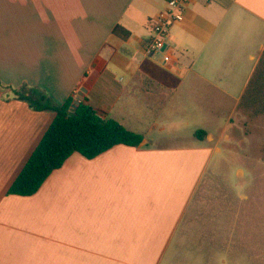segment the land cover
Listing matches in <instances>:
<instances>
[{
  "label": "crops",
  "instance_id": "0c3cea01",
  "mask_svg": "<svg viewBox=\"0 0 264 264\" xmlns=\"http://www.w3.org/2000/svg\"><path fill=\"white\" fill-rule=\"evenodd\" d=\"M168 1L0 0V264L163 263L219 152L211 123L250 98L264 57V0H193L169 28L170 62L146 54ZM21 84L55 104L82 88L80 102L142 142L74 153L33 195H8L55 116L13 99ZM200 247L164 264H219Z\"/></svg>",
  "mask_w": 264,
  "mask_h": 264
},
{
  "label": "rangeland",
  "instance_id": "374dc122",
  "mask_svg": "<svg viewBox=\"0 0 264 264\" xmlns=\"http://www.w3.org/2000/svg\"><path fill=\"white\" fill-rule=\"evenodd\" d=\"M247 92L250 98L222 107L227 115L211 123V131L223 130L219 152L211 155L162 264L195 258L200 244L206 261L264 264V57Z\"/></svg>",
  "mask_w": 264,
  "mask_h": 264
},
{
  "label": "trees",
  "instance_id": "16d2710c",
  "mask_svg": "<svg viewBox=\"0 0 264 264\" xmlns=\"http://www.w3.org/2000/svg\"><path fill=\"white\" fill-rule=\"evenodd\" d=\"M112 34L123 38L128 32L116 26ZM9 90L13 99L25 102L35 111H53L55 116L10 185L8 195H33L51 172L60 168L74 153L92 159L116 145L136 147L142 142L141 135L126 130L110 118H102L82 101L73 108V97L55 104L38 87L21 84ZM203 134L202 130L194 133L197 139Z\"/></svg>",
  "mask_w": 264,
  "mask_h": 264
},
{
  "label": "built area",
  "instance_id": "2783aa9c",
  "mask_svg": "<svg viewBox=\"0 0 264 264\" xmlns=\"http://www.w3.org/2000/svg\"><path fill=\"white\" fill-rule=\"evenodd\" d=\"M193 0H169L163 12L158 13L152 20L151 36L144 44L146 54L161 53L163 62H170V55L165 50L169 38L170 26L182 20V9Z\"/></svg>",
  "mask_w": 264,
  "mask_h": 264
},
{
  "label": "water",
  "instance_id": "95a60500",
  "mask_svg": "<svg viewBox=\"0 0 264 264\" xmlns=\"http://www.w3.org/2000/svg\"><path fill=\"white\" fill-rule=\"evenodd\" d=\"M83 92H84V90L82 88L77 92V97L73 102V108H75L79 104L80 99L83 96Z\"/></svg>",
  "mask_w": 264,
  "mask_h": 264
}]
</instances>
